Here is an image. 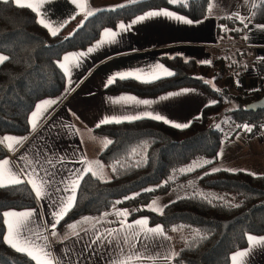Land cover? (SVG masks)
I'll return each mask as SVG.
<instances>
[{"label":"trees","instance_id":"trees-1","mask_svg":"<svg viewBox=\"0 0 264 264\" xmlns=\"http://www.w3.org/2000/svg\"><path fill=\"white\" fill-rule=\"evenodd\" d=\"M124 5L96 11L70 34H65L63 28L52 35L38 23L28 7L0 0V53L9 57L0 64V138L7 133L25 134L29 129L28 115L35 103L61 92L65 77L57 60L65 51L86 47L102 28L114 27L117 22L147 9L166 7L189 19H199L207 14L209 1L183 0L181 3L177 0L171 4L169 0H140ZM222 21L231 35H239L244 30L242 22L226 18ZM247 21L264 22V0L250 9ZM220 60L199 64L177 57L164 59L174 75L152 82L116 79L104 88L108 92L129 90L140 95H155L182 86H197L217 101L206 106L188 127L175 128L144 118L94 128L95 134L112 141L98 154L110 171L107 177L93 176L91 172L83 176L75 193L74 207L57 226L85 215H99L120 201L117 205L127 210L128 220L145 217L148 224L160 225L171 237L175 248L172 264H229L230 254L245 247L249 235L264 234V176L211 168L223 138L220 128L211 123L212 119L228 113L238 120L237 126L251 121L253 131L264 116L245 109V104L260 95H243L236 89L235 79L242 70L232 69L233 63H226L220 70L218 64L223 63ZM255 68L264 76V61L255 62ZM215 69L222 75L219 88L206 80ZM231 104L233 107L229 108ZM5 155L6 150L0 145V159ZM197 158L211 163L206 162L192 171H180V167ZM192 175L202 192L165 203L162 213L144 207L154 197L167 193L170 186ZM135 193L139 195L125 199ZM36 204L26 182L0 187V205H3L0 214L5 209H26ZM4 232L0 215V264H37L3 242Z\"/></svg>","mask_w":264,"mask_h":264},{"label":"crops","instance_id":"crops-1","mask_svg":"<svg viewBox=\"0 0 264 264\" xmlns=\"http://www.w3.org/2000/svg\"><path fill=\"white\" fill-rule=\"evenodd\" d=\"M11 1L14 2V0ZM94 1L77 0V3L73 4L72 0H45L40 6V0H22V4L33 5L35 11L33 8H28L34 12L37 21L41 18L45 19V23L49 24L50 28L38 23L49 33L59 32L64 28L65 34H70L82 23L89 11L114 8L117 5L129 3V0H112L114 2H111V5L104 3L98 7L99 5H93ZM259 1L261 0H228L223 8L219 7V0H214L217 2L215 5L209 1L207 14L196 20L166 7L147 9L130 19L117 22L114 27L102 28L97 38L86 47L65 51L57 60L58 66L63 63L68 68L65 72L59 66L65 77L61 92L56 96L42 98L35 103L28 115L29 129L25 134L7 133L0 138V141L5 136L27 138L19 145H16L14 141L0 143L6 150V155L0 159V182L6 184L10 172L18 173L21 179H25L21 169L31 171L37 166V162L40 175H44L45 172L51 174L54 177L55 187L70 186L75 179L73 170L83 171L89 165L93 172L107 177L110 168L101 163L98 154L108 144L109 139L93 131L101 120L121 119L126 115L145 116L146 113L151 112L153 115H163L170 123L164 120L159 121L175 127L177 123L191 122L206 106L217 101L213 95L197 86H182L155 95H140L129 90L105 91L108 79L118 72H132L141 77L138 81L143 82L149 80L152 75H161L164 69L172 71L163 62L164 59L177 57L183 61L191 60L199 64H209L202 61L213 63L225 58L227 63H233L239 67L238 70H242L235 79L236 89L239 92L243 95H264V76L255 68V62L264 61V22L247 21L250 9ZM149 11H171L177 16L192 20L193 23L188 24L165 16L149 17L133 25L130 30L121 32L116 38V43L101 44L102 41L110 39L105 34V29L119 31L118 26L121 23L127 26L132 20ZM224 18L243 21V32L239 35H231L222 21ZM90 47L94 51L82 57L79 66L76 67V60L72 54L87 52ZM0 55L3 54L0 53ZM65 56L68 57L67 60L64 59ZM157 65H162L163 68H157ZM69 81H71L70 84ZM183 90L188 91L181 95H169L181 93ZM122 96H134L138 100H147L149 103L147 105L133 102L117 103L116 101ZM46 100H56L57 103L48 108L43 116L37 118L36 127L33 130L30 123L31 114L36 110V105ZM46 107L47 105H43L41 110L43 111ZM237 127L234 134L222 136L216 160L218 157L223 158L222 169L242 170L258 175V172L264 168V131H262L264 127L258 134L253 133L252 130L247 131L242 125ZM9 143L14 144L13 149L8 148ZM61 157H63L62 162ZM82 159H86L89 164L79 162ZM4 160H8L9 164H3ZM29 187L31 188V185ZM51 191L53 192L51 199L35 197L37 201L35 207L3 211L24 212L35 209V215L28 225L30 231H25L24 235L32 236L33 239L36 238L33 234L47 238V250L51 252V257L41 255V264H47L49 259L52 260V264H58V262L59 264H109L110 261L117 259L130 260L131 264H172L175 248L171 237L162 231V234H149L145 238V234L141 232L140 236L133 240V234L139 231L134 221L145 217L141 216L132 220L126 217V222L133 227L122 229L121 222L125 218L115 213L125 209L119 208L117 203L110 210L99 215H85L57 226L56 235L53 236V230L50 228L53 221L52 213L59 211V208L54 207L52 201L57 198L63 199L72 193H56L54 188ZM32 192L35 196L33 190ZM159 197L162 195L153 199ZM105 213L108 215L105 216ZM83 217L94 219L77 223ZM91 224H95L96 229L105 236L108 231H115V239L89 246L95 236L92 231L85 234L82 229L89 228ZM69 225L74 227L69 228ZM4 226V234H6L7 227L5 224ZM157 226L160 225H150L147 222L149 228ZM73 232L80 234L73 235ZM251 236L264 238V234ZM18 243L23 246L22 241ZM249 247L247 238L245 247L230 254L229 264H233L235 253L245 251ZM32 261L37 263L35 260ZM236 261L237 264H264V245L253 241L251 251L243 258L237 256Z\"/></svg>","mask_w":264,"mask_h":264},{"label":"snow or ice","instance_id":"snow-or-ice-1","mask_svg":"<svg viewBox=\"0 0 264 264\" xmlns=\"http://www.w3.org/2000/svg\"><path fill=\"white\" fill-rule=\"evenodd\" d=\"M5 2H7V0H5ZM14 2L18 6H27L29 8H33V5L31 3L26 4V5L22 4V0H14ZM44 2H45V0H40V6H42ZM139 2H140V0H129V3H139ZM180 2L183 3V0H180ZM72 3L76 4L77 0H72ZM169 3L175 4V3H177V0H169ZM116 7L117 8L125 7V5H117ZM210 7H211V5H210ZM33 10L35 11L36 9L33 8ZM96 11H103V9H96L94 11H89L87 13V16L85 17V19L94 15ZM154 16L171 17V18L181 20L184 23H188V24L193 23L192 20L177 16L176 14H174L171 11H149V12L145 13L144 15H141V16L137 17L136 19L132 20L127 26H125L123 23H121L118 26L119 31H112V30L105 29V34L108 35L110 37V39L107 41H102L101 44L116 43L117 42L116 38L120 35L121 32L128 31L136 23H139V22H141V21H143L149 17H154ZM38 22L41 23L42 25H44L45 27L50 28V25L45 23L44 18H41ZM245 27H247V25H245ZM51 34L56 35L57 32L52 31ZM245 38H247V37H245ZM93 51H94V49L90 47L87 50V52L73 53L72 56L76 60L75 66L78 67L79 63L81 62V58L88 55V54H91ZM64 59L67 60L68 57L65 56ZM7 60H9L8 56L0 55V64H2L3 62H5ZM202 63H209L210 64L211 61H202ZM59 66L62 69H64L65 72L68 71V68L65 64L61 63V64H59ZM156 67L157 68H163L162 65H157ZM172 75H174V73L172 71L164 69L161 75H159V76L152 75L149 80H145L143 82H152V81H155L157 79H161L164 76H172ZM117 78H119L121 80L128 79V78H135L137 80L141 79V77L139 75H135L132 72H127V73L118 72L114 76H112L108 79L107 84L108 85L113 84ZM70 83H71V81H69V84ZM66 91H67V89H66ZM187 91L188 90H183V92H181V93H170L169 95H181ZM116 102L117 103H119V102H133V103L145 104V105H147L149 103V101H147V100H138L134 96H122ZM55 103H57L56 100H46V101H43L42 104L36 105V110L32 112L31 120H30V123L32 124L33 130H35L37 118L39 116H43L44 112H46L48 110V108H51V106ZM43 105H47V107L43 108V111H42L41 109H42ZM144 118H151V119H155L158 121L164 120V122L170 123V121H167L163 115H159V114L153 115L151 112H148V113H146L145 116L126 115L121 119L105 118V119L101 120L96 125V127L99 128L102 124H107V123H122L124 121L131 122L134 120H139V119H144ZM189 124H190V122L187 124L177 123L174 126L177 128H182V127H188ZM217 127H219V125H217ZM243 127L247 131H251V128L248 125H244ZM26 139H27L26 137L5 136V137H3V140L0 141V143H3L4 141H14L16 145H19V144H22L24 142V140H26ZM111 143H112V141H108V144H111ZM105 147H107V144L105 145ZM8 148L13 149L14 144L9 143ZM21 159H23V157H21ZM62 161H63V157H61V162ZM79 162L89 164V162L86 159H82ZM2 163L3 164H9V161L4 160ZM49 163H51V162L49 161ZM207 163H211V161H207ZM38 168H39V164L37 162V166L33 167L31 171H25L24 169H21V173L24 174L25 179H21L20 174H18V173H11L10 172V175L7 177V183L5 184L3 182H0V187L23 185L26 181L27 184L31 185V189L34 191L35 197L37 199H51V197L53 195V192L51 191V189H53V188H54L56 193L71 192L72 193L71 195L65 196L63 199L57 198L56 200L52 201L53 206L59 208V211L52 213L53 221L50 224V228L53 230L52 235L55 236L56 235L55 229H56L57 225L60 223V221L64 218V216L75 205V202H76L75 192H76L77 187L79 186L80 180H82L83 176L85 174H87L88 172H92L93 176H96L97 173L93 172L92 167L90 165L88 167H86L83 171L73 170V175L75 176V179L71 182L70 186L65 185V187L61 188V187H55L54 186V177L51 174L45 172L44 175H40ZM188 171H192V169L189 168ZM213 171H219V169H213ZM61 183H64V181H61ZM145 191H153V189H146ZM138 195H139V193H135L134 196H132V197L126 196L125 199H133V198H135V196H138ZM116 203H120V201H117ZM0 207H3V205H0ZM149 207H150V210H153V211L157 210V209H152L151 206H149ZM159 211L162 213V209H159ZM0 215H2V217L4 218L3 223L7 227V233L3 234V242L8 244L10 247H12L17 252L26 255L28 258H30L32 260H35L37 262V264H41V259H40L41 255L44 257H51V252L49 250H47L48 245L46 243V240H47L46 237H40L39 235L33 234L34 236H36V238L33 239L32 236H25L24 235L25 231H30V229L28 228V225L31 223L32 218L35 215V209H33L31 211H24V212L5 211ZM104 215L106 216V215H108V213H105ZM115 215L122 216L125 218V220L121 222V228L122 229H127V228L133 227L132 224H128L126 222V217L128 215L127 210H124L122 212H117V213H115ZM92 219H94V218L83 217L82 220L80 222H77V223L88 222ZM98 222L99 221H97V223ZM134 224L139 227V231H137L133 234V236H132L133 240H136L140 236L141 232H143L145 234V238H147L149 234H162V231H163L160 226H157L154 228L147 227V218L138 219V220L134 221ZM73 227H74V225H69V228H73ZM82 231L85 234H87L89 231H92L93 235L95 236V239L91 241V244L89 246H91L92 244H98L101 241H111V240H114L116 237L115 231H108L106 236L104 233H100L98 231V229H96L95 224H91V226L89 228L82 229ZM116 231H119V230H116ZM79 234L80 233H78V232H73V235L79 236ZM248 240H249V244H250L249 249L235 253L233 255V264H237V261H236L237 256L243 258L247 255V253L249 251H251V246H253V241H256L257 243L264 245V238H256V237L249 235ZM14 241H16V242H14ZM20 241H22L23 246H20V244L18 243ZM47 264H52V260L49 259L47 261ZM58 264H59V262H58ZM109 264H131V261L130 260L117 259V260L110 261Z\"/></svg>","mask_w":264,"mask_h":264},{"label":"rangeland","instance_id":"rangeland-1","mask_svg":"<svg viewBox=\"0 0 264 264\" xmlns=\"http://www.w3.org/2000/svg\"><path fill=\"white\" fill-rule=\"evenodd\" d=\"M212 3V5H215L214 0H208ZM220 1V8H223L228 0H219ZM111 2H114L112 0H95L93 5L98 7H101L102 5H104V3H109V5H111ZM99 3V4H98ZM111 8V7H110ZM103 9V8H102ZM210 9V8H209ZM211 11H215V10H211ZM223 63L222 64H218V68L221 70V67L224 66L227 61L225 58H223L222 60ZM234 65V64H233ZM232 69H239V67H236V65L232 66ZM219 69H215L214 73L207 77L206 80L213 85L214 88H219L220 86H222V75L220 74ZM233 70H231L232 72ZM222 73V72H221ZM221 75V77H220ZM216 76H219L220 78H216ZM233 107V105L231 104L229 106V108ZM257 112H259V115H264V109H258L256 110ZM213 124L214 127L216 128H220L221 132H222V136H229L231 134L235 133V130L238 128V120H236L231 114L228 113H222L218 116V118L216 119V121H212L211 122ZM245 123L242 124V127ZM217 125H219V127H217ZM241 127V128H242ZM264 127V126H263ZM262 131H264V129H262ZM263 134V133H262ZM106 138V137H105ZM223 158L218 157V159L215 161V163L212 165V169H220L222 168V164H223ZM207 160L205 158H197L194 160H191L190 162L184 164L182 167H180V171H187L188 169L191 168L192 170L202 166L204 163H206ZM258 175H263L264 176V168L261 172H258ZM202 188L198 185L197 181H196V177L195 175H192L191 177H189L186 180L183 181H179L176 182L173 186L169 187V190L167 191V193H164L162 195V197H159L158 199H152L149 203H147L144 207L147 209H150L149 206H151L152 209H157L156 211H159V209L162 208V206L170 201H173L175 199H177L178 197H182V196H186L195 192H202ZM210 194H212V191H209ZM161 227V226H160ZM164 232V230H163ZM172 242V241H171Z\"/></svg>","mask_w":264,"mask_h":264},{"label":"water","instance_id":"water-1","mask_svg":"<svg viewBox=\"0 0 264 264\" xmlns=\"http://www.w3.org/2000/svg\"><path fill=\"white\" fill-rule=\"evenodd\" d=\"M245 109L250 111H256L258 109H264V95L260 96L258 99L253 100L245 104Z\"/></svg>","mask_w":264,"mask_h":264},{"label":"built area","instance_id":"built-area-1","mask_svg":"<svg viewBox=\"0 0 264 264\" xmlns=\"http://www.w3.org/2000/svg\"><path fill=\"white\" fill-rule=\"evenodd\" d=\"M249 122H251V121H247V122L245 123V125H248V126L250 127L251 124H250ZM257 122H260L261 124H260L256 129L253 130V133H255V134H258V133L260 132V130H261V126H262V125L264 126V116L261 117ZM263 126H262V127H263ZM250 128H251V127H250Z\"/></svg>","mask_w":264,"mask_h":264}]
</instances>
